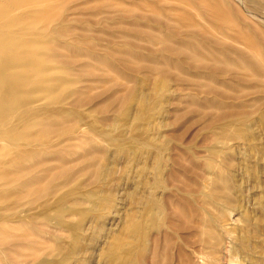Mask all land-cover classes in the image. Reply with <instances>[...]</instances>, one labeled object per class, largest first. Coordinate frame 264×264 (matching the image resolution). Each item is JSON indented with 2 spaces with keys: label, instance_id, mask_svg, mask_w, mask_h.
Masks as SVG:
<instances>
[{
  "label": "rangeland",
  "instance_id": "obj_1",
  "mask_svg": "<svg viewBox=\"0 0 264 264\" xmlns=\"http://www.w3.org/2000/svg\"><path fill=\"white\" fill-rule=\"evenodd\" d=\"M116 1L64 0L62 10L47 22V27L37 26L55 30L46 37L47 45L37 47V51L40 50L52 75L68 79L67 84L57 86L56 96L64 102L63 106L76 110L33 119L37 127L27 140H36L39 145L29 144V154H19L15 160L13 174L18 183L24 184V194L18 193L10 202L14 208L6 210L23 220L1 224L4 234H0V264H111L112 234L122 233L127 241L131 237L126 227L130 212L142 219L141 212L147 209L143 208L140 172L147 160L156 165L160 174H149L152 189L147 190L146 196H154V204L161 208L154 216L159 226L146 229L148 246L140 254V264H158L162 249L168 253L173 250L175 238L170 234L183 225L188 227V244L208 243L206 264H243L242 257L248 250L260 258L256 264H264V93H255L252 85L239 83L231 90L209 79L193 77L194 72H188V55L195 58L198 49H203L201 39L169 35L166 44L183 53L166 51L156 39H150L153 34L148 37L135 31L130 25L135 20L122 18L124 14L115 6ZM129 1H123L126 4L122 10L133 9L135 0ZM188 7L179 6L181 11L203 21L205 10ZM169 22L180 30L188 25L187 20L178 17ZM137 23L153 25L151 20ZM180 41L190 44L189 48ZM129 53L133 54L132 60ZM124 60L140 62L136 66L141 70L145 64L157 63L153 66L155 74L140 73L158 78L163 85L147 101L145 110L135 100L137 89L145 85V80L137 79V70L124 67ZM211 87L234 92L242 99H228L226 103L213 100ZM150 88L146 85L144 91ZM43 97L37 94L32 98ZM145 113L150 118L137 119V114ZM84 117H89L93 128L87 126ZM136 126L143 142L147 141L146 146H138ZM37 182L42 185L40 190L36 189ZM76 186L80 192L73 193L61 205L58 219L54 212L28 217L39 210L37 207L43 201H51V197L54 200ZM132 195L139 203L132 202ZM199 206L215 221L206 217L209 222L203 233L194 230L198 220L202 223L195 209ZM235 207L238 210L228 219ZM60 222L72 224L77 231ZM243 233L250 237L249 249L243 246L245 242L236 239ZM132 237L133 244L140 242L135 235ZM222 239L229 248L242 244L239 249L243 251L232 259L230 252H225L218 261L214 245ZM123 247L126 251L132 249L128 243ZM188 260L181 264H197L189 253Z\"/></svg>",
  "mask_w": 264,
  "mask_h": 264
},
{
  "label": "bare ground",
  "instance_id": "obj_2",
  "mask_svg": "<svg viewBox=\"0 0 264 264\" xmlns=\"http://www.w3.org/2000/svg\"><path fill=\"white\" fill-rule=\"evenodd\" d=\"M123 1L124 0H117L115 3V6H117L122 14H124L121 15V17L123 18L124 16V18L135 20L133 22L136 23V26L139 25L137 23L139 22V20H141V22L142 20H151L153 25H149L148 27L146 24V26L141 25V27L139 25V27H136L133 22H129L131 23V26L135 27V31L137 30L141 35H149L148 37H150L153 34L151 36L152 38L150 39H156V41H158L166 51H176L177 53H181L183 51L174 49L175 46L174 48L169 47L166 44L165 39L169 35H178L181 38L187 37L188 40L192 38H198L202 40L203 49H198V53L196 52L197 54L195 58L188 55V72L192 70V74L194 72L193 77L209 79V81L211 80L212 82L218 83L220 86L222 85L226 88L228 87L231 90H234L233 88L237 87L239 83L252 85L255 93H264V0H140L139 2L135 0L136 2L134 1L133 3V9L125 10L124 8V10H122V7H125L124 5L126 4ZM63 4H65L64 0H0V141H3L4 143L0 144V225L8 223L10 221L23 220L20 217L18 218L15 214H8L6 212L14 208L12 203H10L11 200L14 199V197L18 193L20 194V192H23L22 190L24 189V184L22 182L18 183V179L13 174V166L15 165V160L19 158V154H22V156H27V154H29L27 148L28 146L36 145L38 147L39 145L36 140L31 141V143H29V140H27V136H29L31 134V131H33L37 127L35 124L36 121H34L33 123V119H36V117L39 116L41 117L43 115L45 116L48 114H56L59 112L75 113L76 110L68 109L63 106L61 103L64 102H61V100L58 101L59 97L56 96V91L58 90L57 86L67 84L65 80L67 78L61 77L59 75H52L53 73L51 74L50 67H48L44 62L45 60L43 58V55L39 53L40 50L37 51V47L45 43L47 45L46 37L52 32H55L53 28L47 31L46 29H42L43 26L40 29L37 26L40 27V25L45 24L44 26L47 27L49 25L47 22L56 18L59 9L63 7ZM238 4L243 6L244 8L242 9V7H240ZM180 5H184L185 7L192 6L193 8L196 7L199 9L201 7L203 10H205L204 12L206 13V16H204L203 21L196 20L192 13L189 14V12L185 13L181 11V9L179 8ZM139 10H141L140 13H135ZM176 17L183 18V20L185 19L188 21L186 29L182 28V30H180V27L174 24H170V19L175 20ZM176 22H178V20H176L175 23ZM140 28H142V31ZM122 36L124 35L122 34ZM184 42L185 41H180V43L182 44ZM183 45L189 48L190 44L184 43ZM194 46H190V49L194 48ZM139 47L142 49V46L139 45ZM129 56H131L130 53ZM142 56L144 57V55ZM132 57L133 54L129 60H132ZM128 61L124 60L121 64L128 69L132 67L130 68L132 69V71L137 70V79L139 80L143 78L145 80V82H143V84L145 83V85H143V87L141 88L137 87V94L135 93V100L139 102L140 109L145 110L147 101L150 100L154 94H158L160 90H162L161 87H163L158 78L155 77L154 79H152L153 77H150L148 75L149 73L154 71L153 66L157 63H154L153 65L145 64L143 65V68L141 70L136 66L140 65V62L133 63L135 62L133 61L130 62L131 64H133L131 65ZM158 66L159 65H157V67L155 66L156 71L158 70ZM240 68H242L243 70H241ZM146 71L148 72V76L140 74ZM156 73L159 74L158 71ZM192 74L190 73V75ZM164 78L166 77H163V80ZM166 80H164L163 82H166ZM151 82L152 84H150ZM254 84H257L258 86ZM146 85L151 86L150 91L148 92L144 91V86ZM46 92L47 94H45ZM37 94H42L44 97L33 99L32 97ZM210 94H213L215 96L213 100L219 99L221 103H226L225 100L228 99L234 101H240L242 99L241 96L237 95L234 92L231 93L222 90L220 91L215 87L210 88ZM212 103L214 104V102ZM55 104L59 106H56ZM149 116L146 113L144 114V116H140L139 114H137V119L139 118L138 120H140L142 117L148 119L150 118ZM83 120H85L87 126L89 125L91 128L94 127V125L92 124L93 122L89 119V117H84ZM135 129L136 130H134V135H138L140 139L138 140V146H140V144L146 146L147 141L143 142L144 139L141 138V135L139 134L140 128L136 126ZM98 130L100 131V128H98ZM101 133H104V130ZM152 164L149 160L145 161L144 166L140 171L142 174L141 186L144 189L143 195H141L143 196V199L145 198V206L143 205L144 207H142L147 209H145L144 211L141 210L143 211L141 212L143 213L142 219L137 218L135 212L131 210L132 212H130L129 214L130 222L128 221L130 224L128 223V226H126L129 228V234L131 237H128L129 239H127V241L123 237L122 233L112 234V243L110 244L111 264H140V254H142L148 246L146 245V243L149 239V235L146 234V229L149 227L154 228L159 226V221L156 220L154 216L157 211H160L161 207L154 204V196L151 197V194H148L149 196H146V193L148 192L147 190L151 185L149 174L152 173L153 177H156L160 174L156 169V165ZM41 188L42 185L39 184L36 189L40 190ZM151 189L152 187L150 188V190ZM79 192L80 187L76 186L69 190L68 193L61 194L59 197H55L54 200H52L53 197H51V201H43L42 203H40V206L37 207L39 208V210L35 213H33V211L32 214L28 217L35 218L34 215L39 216L42 212L45 213L44 215L49 216L53 215L54 212V217L57 218L59 217V214L61 215L62 213V210L60 209L62 207L61 205L73 193L76 194ZM39 193L41 194V192ZM134 197L135 196L132 195V202L137 201V199L135 201ZM136 203L139 202L137 201ZM133 207L135 209L136 206L134 205ZM239 207V209H241L242 206ZM195 209L199 213L198 218L199 216V219L202 218V223H198L200 221L198 220L194 230L200 232L202 231L203 233V230L209 222V219H206V217L209 216L211 221L214 220L204 207L199 206ZM237 210L238 208L233 209L232 211L230 210L231 213H229L230 215L228 214V219H230V217H232V215ZM197 212L196 215L198 214ZM248 216L246 215V218H250ZM60 223L63 224L62 222ZM63 225L70 227L69 229H72L74 232L77 231V228H72V224L70 223ZM191 225L193 226V223ZM2 226L3 225L0 226V234H4ZM183 226L182 229L176 230V233L170 234V237L172 239L173 236L175 238V242L172 247L173 250L168 253L166 249H162V252H159L161 253V256H157L158 264H179L178 261L181 264V261L183 262V260L188 263V253L189 258L191 256L194 257L195 260L193 261L197 262V264L207 263V261L205 260V256L208 249V243L204 241L200 244L191 242L190 244H188V227L185 228ZM125 231L128 232V229H126ZM249 231L250 228L245 232H247L248 234L250 233ZM244 233L242 236H239L236 239H239L240 241H242V243L245 242L243 246L248 247L250 245V237H244L247 235H245ZM198 234H196V236ZM133 235L136 236V240L140 241L138 244H133L135 242L132 237ZM222 240L219 243L216 242L214 245L217 247L214 256L218 261L224 258L225 252H230L229 256L230 259H232L238 253L243 251L242 248L241 251L239 249L242 244L239 248H237V245L234 244L235 242H232L234 246H231V248H229V245L225 243L224 240ZM126 243L132 245V249L129 248L130 250L126 251L123 247ZM238 243L239 242H237V244ZM188 245L190 246V251H188ZM250 247L252 246L250 245ZM250 247H248V249ZM245 250L247 249L245 248ZM252 252L253 250H251V252L249 250L245 252V254L243 255L244 257H242L243 264H256V261L258 262V259L260 258L258 256L256 257ZM220 253H222V255H219Z\"/></svg>",
  "mask_w": 264,
  "mask_h": 264
}]
</instances>
